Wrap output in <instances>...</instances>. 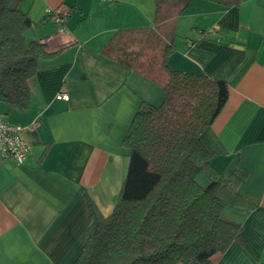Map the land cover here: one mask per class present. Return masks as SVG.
Listing matches in <instances>:
<instances>
[{"label":"crops","instance_id":"0c3cea01","mask_svg":"<svg viewBox=\"0 0 264 264\" xmlns=\"http://www.w3.org/2000/svg\"><path fill=\"white\" fill-rule=\"evenodd\" d=\"M13 6L34 22L27 41L40 40L57 54L42 60L29 81L28 109L0 105L31 145L24 164L0 165V264H74L95 232L97 212L108 216L117 202L130 153L123 140L136 112L143 102L164 99L159 52L146 37L124 50L129 35L153 31L157 2L14 0ZM48 9L68 13L62 30ZM175 34L169 68L229 87L201 140L219 173L223 217L241 227L244 243L233 242L213 264L264 263V0L238 7L191 0ZM60 89L68 101L56 99ZM195 178L202 186L211 182L201 170Z\"/></svg>","mask_w":264,"mask_h":264},{"label":"trees","instance_id":"16d2710c","mask_svg":"<svg viewBox=\"0 0 264 264\" xmlns=\"http://www.w3.org/2000/svg\"><path fill=\"white\" fill-rule=\"evenodd\" d=\"M13 1L0 0V105L26 110L29 81L40 62L57 53L40 40L27 41L34 22ZM190 1L156 0L153 31L133 32L124 43L146 37L147 47L159 52L164 99L160 105L143 102L136 112L123 140L130 153L117 202L108 216L97 212L95 232L74 264H213L233 242L244 243L241 227L223 217L219 173L201 140L227 103L228 84L167 64L177 18ZM208 1L238 7L244 0ZM200 170L211 179L206 186L195 178Z\"/></svg>","mask_w":264,"mask_h":264},{"label":"built area","instance_id":"2783aa9c","mask_svg":"<svg viewBox=\"0 0 264 264\" xmlns=\"http://www.w3.org/2000/svg\"><path fill=\"white\" fill-rule=\"evenodd\" d=\"M110 2L112 0H103ZM47 15L52 16L57 25L64 24L67 12H53L48 9ZM62 30V27H60ZM213 32V30H209ZM69 94L60 89L56 95V99L60 101H68ZM34 125L29 126V129H33ZM22 127L13 125L5 120L4 114L0 112V165L8 160L16 161L19 164H24L31 152V145L22 137Z\"/></svg>","mask_w":264,"mask_h":264}]
</instances>
